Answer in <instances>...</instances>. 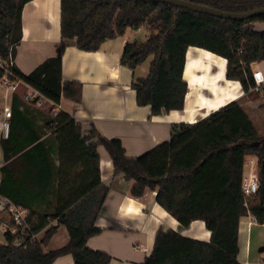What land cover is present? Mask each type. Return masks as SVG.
I'll return each mask as SVG.
<instances>
[{"label":"trees","instance_id":"trees-1","mask_svg":"<svg viewBox=\"0 0 264 264\" xmlns=\"http://www.w3.org/2000/svg\"><path fill=\"white\" fill-rule=\"evenodd\" d=\"M31 1L0 0V56L7 58L11 53L15 58L23 38V8ZM184 1L237 14L264 8V0ZM258 24L264 25V15L234 21L163 3L61 0L58 55L30 74L16 66L12 71L15 78L54 106L62 99L81 104L83 85L63 79L67 48L74 45L80 51L98 52L107 41L145 29L148 39L127 43L121 57V64L133 72L137 104L150 107L153 116L184 111L188 94L184 71L190 47L225 59L226 79L239 82L245 95H252V66L264 61V29ZM150 58L148 74L139 77L137 72ZM4 76L0 69V91ZM12 109L19 111L22 123L15 127L10 123L8 138L1 145L6 163L15 159L24 165L25 183L47 194L59 180L61 191L63 167H82L94 181L55 213H39L10 193L17 182L15 173L8 165L2 167L0 195L29 211V229L23 235L4 233L6 244H0V264H54L68 255L75 264H111L109 254L87 245L101 233L96 223L109 193L101 182L99 147L108 152L115 175L123 174L126 181L133 182L132 197L157 192L156 202L181 227L203 221L212 234L210 242H205L160 229L153 252L143 264H241L237 259L241 219L252 215L264 224V137L238 101L194 124H173L169 141L135 158L127 156L121 141L106 139L94 127L86 135L83 126L64 111L31 110L18 92L13 95ZM249 157L258 159L260 189L246 206L242 180ZM6 221L0 213V226ZM60 226L67 229L69 243L47 252L45 248ZM36 234L42 236L32 240Z\"/></svg>","mask_w":264,"mask_h":264},{"label":"crops","instance_id":"crops-1","mask_svg":"<svg viewBox=\"0 0 264 264\" xmlns=\"http://www.w3.org/2000/svg\"><path fill=\"white\" fill-rule=\"evenodd\" d=\"M262 25L258 24L257 27L260 28ZM22 31L23 38L17 47L14 63L16 68L27 75L59 53L61 0H34L27 3L22 13ZM124 37L107 41L98 52L80 51L72 45L63 55V79L65 82L81 83L83 99L81 104L66 99H62L59 106H54L51 102L47 103H50V110L54 109L53 113L64 111L70 114L83 126L86 135L94 127L106 139L121 141L127 156L135 158L169 141L173 124H194L232 101H238L249 116H251L250 111L261 112V104L256 100L248 99L239 82L226 79L225 59L206 50L190 47L187 51L186 64L189 53L195 58L200 56V51L209 53L224 61L225 82L216 92L217 95L211 91L214 88L204 91L198 87L192 101L189 99L191 87L185 79L184 71V79L188 83L184 111L153 116L150 107H140L137 104L136 92L132 87L133 72L121 64L124 48L129 43ZM252 68L263 72L264 61L253 64ZM137 75L143 77L140 70ZM17 86L16 91L13 92L1 84L0 188L3 177L1 169L8 165L14 171L17 181L10 187V193L31 210L39 213H55L57 208L73 201L87 189L94 181V177L84 174L82 167L75 169L63 167L61 191L58 180L45 194L39 192L36 185L24 182L27 170L22 162L14 159L6 163L1 145V141L8 138L5 123L7 121L14 123V127L22 123L19 111L12 109L13 95L20 93L24 102L31 106V110L37 109L46 113L42 108L43 105L26 101L25 95L33 91L32 87L22 82ZM202 96H205V104L199 101ZM219 100H223V103H218ZM9 109L11 117L7 119L5 111ZM98 152L101 182L109 188V193L96 223L101 233L88 241L89 248L109 254L112 258L111 264H143L153 252L156 234L160 229L174 230L184 237L210 242L212 234L203 221H195L188 228L181 227L179 222L156 202L157 192L147 191L141 198L132 197L133 182L126 181L123 174L115 175L113 161L104 147H99ZM253 158L255 157L248 159ZM56 164L59 166L57 157ZM247 171L245 166V173ZM69 240L67 229L60 226L45 250L48 252L62 248L69 243ZM237 259L241 264H264V224H260L252 215L240 221ZM54 264L75 263L73 257L68 255L57 259Z\"/></svg>","mask_w":264,"mask_h":264},{"label":"built area","instance_id":"built-area-1","mask_svg":"<svg viewBox=\"0 0 264 264\" xmlns=\"http://www.w3.org/2000/svg\"><path fill=\"white\" fill-rule=\"evenodd\" d=\"M14 57L10 53L7 58L0 56V69L4 70L5 76L3 77L1 84L4 85L7 90L16 91L17 85L22 82L14 77L12 68L15 66ZM253 78L255 86L251 88L250 94L258 95L264 98V73L260 70H253ZM23 83V82H22ZM25 99L29 103L38 104L42 106L43 104L50 102L44 96H42L38 91L33 89V91L25 95ZM52 103V102H51ZM5 117L9 119L11 117V110L5 111ZM10 129V123L7 121L5 123V131L8 136ZM249 165L248 171L244 174L242 180V193L245 201V205H248L249 199L258 193L260 189L259 181V162L258 159H246L245 166ZM0 213L8 220L2 226L4 227V233L6 231L12 234L21 235L25 234L29 229L27 223V218L29 211L22 206L14 204L11 200L0 195ZM40 234L32 235V240L39 238ZM20 244V243H17Z\"/></svg>","mask_w":264,"mask_h":264},{"label":"bare ground","instance_id":"bare-ground-1","mask_svg":"<svg viewBox=\"0 0 264 264\" xmlns=\"http://www.w3.org/2000/svg\"><path fill=\"white\" fill-rule=\"evenodd\" d=\"M199 55L198 58H195L192 53H189L188 62L186 64L185 79L191 87L189 94L190 100L195 98V91L198 87L200 90L204 91H209L211 88H214V90L211 91L215 92L213 94L217 95L216 92L221 89L222 83L225 82L223 78L224 61L202 51L199 52ZM214 68L216 69L213 71ZM199 96L198 94V97ZM205 100V96L199 98L202 104L206 103ZM218 103H223V100H219Z\"/></svg>","mask_w":264,"mask_h":264},{"label":"rangeland","instance_id":"rangeland-1","mask_svg":"<svg viewBox=\"0 0 264 264\" xmlns=\"http://www.w3.org/2000/svg\"><path fill=\"white\" fill-rule=\"evenodd\" d=\"M260 28L264 29V25H262ZM125 39H128L129 43H133V42H139V43H143L148 39V33L145 29H140L137 31H128L126 36L124 37ZM152 58H150L147 63L140 69V74L145 77L148 74L149 71V65L151 62ZM264 73V71H263ZM248 99L252 100V101H257L258 104H261V112H256V113H252L251 111L249 112L250 116L253 121L255 122L256 127L258 128L260 135L262 137H264V98L258 95H250L247 96ZM50 103H45L43 104L42 108L48 112V110H50ZM56 108V107H55ZM246 169H249V165L246 166ZM0 243L4 244L6 243V238L4 235V227L0 226Z\"/></svg>","mask_w":264,"mask_h":264},{"label":"water","instance_id":"water-1","mask_svg":"<svg viewBox=\"0 0 264 264\" xmlns=\"http://www.w3.org/2000/svg\"><path fill=\"white\" fill-rule=\"evenodd\" d=\"M136 1H142L145 3L169 4V5H173L179 8H184V9L196 12V13L206 14V15L220 18V19H228V20H234V21H246L251 18L264 15V8L250 12V13L237 14V13L223 12L221 10H216L214 8H210L207 6L197 5V4L184 1V0H136ZM263 166H264V163H263Z\"/></svg>","mask_w":264,"mask_h":264}]
</instances>
